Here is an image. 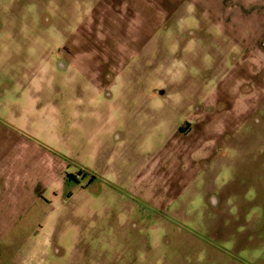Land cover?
<instances>
[{
  "label": "rangeland",
  "instance_id": "1",
  "mask_svg": "<svg viewBox=\"0 0 264 264\" xmlns=\"http://www.w3.org/2000/svg\"><path fill=\"white\" fill-rule=\"evenodd\" d=\"M0 264H264V0H0Z\"/></svg>",
  "mask_w": 264,
  "mask_h": 264
},
{
  "label": "crops",
  "instance_id": "2",
  "mask_svg": "<svg viewBox=\"0 0 264 264\" xmlns=\"http://www.w3.org/2000/svg\"><path fill=\"white\" fill-rule=\"evenodd\" d=\"M246 44H247V46L249 47V48H251V49H253V48H255L253 45H252V42L250 41V40H244V39H242ZM238 41V40H237ZM238 43H240L239 41H238ZM254 50V49H253ZM160 90H162V89H160Z\"/></svg>",
  "mask_w": 264,
  "mask_h": 264
}]
</instances>
